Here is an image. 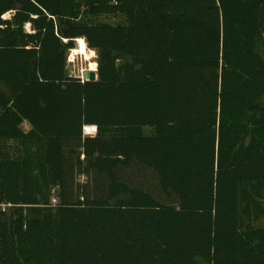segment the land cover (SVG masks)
<instances>
[{
  "label": "trees",
  "instance_id": "obj_1",
  "mask_svg": "<svg viewBox=\"0 0 264 264\" xmlns=\"http://www.w3.org/2000/svg\"><path fill=\"white\" fill-rule=\"evenodd\" d=\"M262 38L264 0H0V264H264Z\"/></svg>",
  "mask_w": 264,
  "mask_h": 264
},
{
  "label": "rangeland",
  "instance_id": "obj_2",
  "mask_svg": "<svg viewBox=\"0 0 264 264\" xmlns=\"http://www.w3.org/2000/svg\"><path fill=\"white\" fill-rule=\"evenodd\" d=\"M123 21L121 17H106L102 16L100 18L91 19V22H98V23H119ZM29 28V27H28ZM261 46L264 50V38L261 40ZM77 47V45H76ZM96 53V51H95ZM72 50L68 53V71L70 75L74 77L80 76L81 69H87V62L82 59V57L76 56L74 61L71 58ZM85 61V62H84ZM94 63H98V55L96 53V57L93 59ZM85 66V67H84ZM3 90L11 96V92L6 84H2ZM24 131H29L31 129L30 125L25 122L22 126ZM96 133L93 131H88L85 128V135L86 136H93ZM76 173V171H75ZM74 173V184L72 185L71 192L68 194V197L72 201H79V197L82 194H86L90 200H102L108 196L109 189H110V181L106 180L104 177H97L94 176H87V175H78ZM124 179L131 180L135 185H143L145 186L150 192L154 193L156 196H161L162 190L159 186V182L157 179L156 174L150 169H136V168H129L124 170ZM97 179V181L95 180ZM56 194V192H55ZM165 199V196L163 197ZM57 198L54 197V203L56 204ZM167 202H169L166 199ZM260 225L264 224V219L259 221Z\"/></svg>",
  "mask_w": 264,
  "mask_h": 264
},
{
  "label": "bare ground",
  "instance_id": "obj_3",
  "mask_svg": "<svg viewBox=\"0 0 264 264\" xmlns=\"http://www.w3.org/2000/svg\"><path fill=\"white\" fill-rule=\"evenodd\" d=\"M76 56L82 57V59H84L87 62V69L95 70L97 68V64L93 62V59L96 57V53L95 51L90 50L87 47V43L84 38H79L77 40V47L72 50V55H71L72 61H74L73 59H75ZM83 70L84 68L80 70V75L82 74ZM86 129L88 131H93V132L96 131V127H86Z\"/></svg>",
  "mask_w": 264,
  "mask_h": 264
},
{
  "label": "water",
  "instance_id": "obj_4",
  "mask_svg": "<svg viewBox=\"0 0 264 264\" xmlns=\"http://www.w3.org/2000/svg\"><path fill=\"white\" fill-rule=\"evenodd\" d=\"M76 45H77V40H76ZM77 78H80L83 81H96L98 79V63H97V68L95 70L84 69L82 71V74ZM96 132L97 131H95V133Z\"/></svg>",
  "mask_w": 264,
  "mask_h": 264
},
{
  "label": "crops",
  "instance_id": "obj_5",
  "mask_svg": "<svg viewBox=\"0 0 264 264\" xmlns=\"http://www.w3.org/2000/svg\"><path fill=\"white\" fill-rule=\"evenodd\" d=\"M90 127H95V126H90ZM95 132V131H94Z\"/></svg>",
  "mask_w": 264,
  "mask_h": 264
},
{
  "label": "built area",
  "instance_id": "obj_6",
  "mask_svg": "<svg viewBox=\"0 0 264 264\" xmlns=\"http://www.w3.org/2000/svg\"><path fill=\"white\" fill-rule=\"evenodd\" d=\"M70 61H72V60H70ZM72 76V75H71ZM82 80V79H81ZM83 81V80H82Z\"/></svg>",
  "mask_w": 264,
  "mask_h": 264
}]
</instances>
